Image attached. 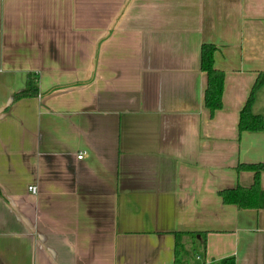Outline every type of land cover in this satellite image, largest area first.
<instances>
[{
  "label": "crops",
  "instance_id": "crops-1",
  "mask_svg": "<svg viewBox=\"0 0 264 264\" xmlns=\"http://www.w3.org/2000/svg\"><path fill=\"white\" fill-rule=\"evenodd\" d=\"M260 71L264 0H0V264H172L186 231L191 264H264V206L218 194L264 162V130L237 125Z\"/></svg>",
  "mask_w": 264,
  "mask_h": 264
},
{
  "label": "trees",
  "instance_id": "trees-1",
  "mask_svg": "<svg viewBox=\"0 0 264 264\" xmlns=\"http://www.w3.org/2000/svg\"><path fill=\"white\" fill-rule=\"evenodd\" d=\"M216 46L212 43H203L200 47V69L205 72L206 85L203 92L204 106L210 113L222 106V93L224 86V72L214 66V52ZM264 84V71H260L253 82L245 102L243 103L238 115V130L241 131H263L264 115L256 114L252 111V105L257 90ZM36 77L32 74L27 75L23 89L13 94L12 100L15 101L22 97L37 95ZM237 170H248L253 172V181L248 187L235 186L223 188L218 191L222 202L234 204L238 208H262L264 206V189L260 184V174L264 171V162H240L236 165ZM198 232L186 231L175 233L174 261L172 264H188L191 249L193 255L195 248L188 247L182 242L184 235L194 238ZM200 234V233H199ZM204 264H235L233 256L223 257L216 262Z\"/></svg>",
  "mask_w": 264,
  "mask_h": 264
},
{
  "label": "built area",
  "instance_id": "built-area-1",
  "mask_svg": "<svg viewBox=\"0 0 264 264\" xmlns=\"http://www.w3.org/2000/svg\"><path fill=\"white\" fill-rule=\"evenodd\" d=\"M81 156H82V153H79V154L77 155V157H81ZM28 190H30L31 192L35 193V192L37 191V188H36L35 185H29V186H28ZM196 258H199V255H197ZM204 263H205V262L201 261V262H199V263H197V264H204Z\"/></svg>",
  "mask_w": 264,
  "mask_h": 264
},
{
  "label": "rangeland",
  "instance_id": "rangeland-1",
  "mask_svg": "<svg viewBox=\"0 0 264 264\" xmlns=\"http://www.w3.org/2000/svg\"><path fill=\"white\" fill-rule=\"evenodd\" d=\"M193 250L191 249V254H190V256H189V263L188 264H191V263H193V257H194V255H193Z\"/></svg>",
  "mask_w": 264,
  "mask_h": 264
}]
</instances>
